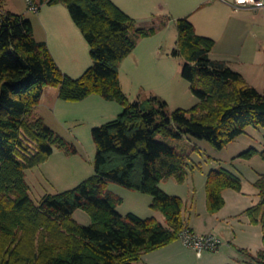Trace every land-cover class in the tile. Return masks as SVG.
Instances as JSON below:
<instances>
[{
    "label": "trees",
    "instance_id": "trees-1",
    "mask_svg": "<svg viewBox=\"0 0 264 264\" xmlns=\"http://www.w3.org/2000/svg\"><path fill=\"white\" fill-rule=\"evenodd\" d=\"M27 1L36 11L45 3L63 4L87 41L93 63L78 77L63 72L46 42L34 36L31 19L5 9L0 0V264H142L143 254L180 239L184 227L192 230L183 217V200L158 185L169 176L185 179L188 154L163 138L191 135L222 148L249 125L264 128V94L226 61L213 59L214 39L181 17L176 19L172 55L183 58L182 76L198 102L170 110L156 94L129 101L120 63L135 48V36L156 27L138 26L113 0ZM48 86L58 87L64 100L96 93L123 109L92 128L94 173L70 189L45 194L36 204L25 170L48 159L55 147L76 152L35 114ZM255 154L264 159V149L254 147L239 156ZM108 182L149 193L150 206L164 215L167 225L155 217L118 212L122 198L106 189ZM254 186L260 201L244 212L251 223L261 225L263 247L256 254L242 251L251 264H264V173ZM241 187L234 172L212 169L205 185L208 212L224 206L225 188ZM77 209L89 215L88 225L73 218Z\"/></svg>",
    "mask_w": 264,
    "mask_h": 264
},
{
    "label": "rangeland",
    "instance_id": "rangeland-1",
    "mask_svg": "<svg viewBox=\"0 0 264 264\" xmlns=\"http://www.w3.org/2000/svg\"><path fill=\"white\" fill-rule=\"evenodd\" d=\"M113 1L134 17L139 26L156 27L154 32L146 36H135L136 41L140 40V42L136 44L135 51L126 57L120 67V81L129 101L156 94L168 102L170 110L178 107L189 108L196 104L198 98L192 93L190 83L182 76L184 60L182 57L172 55V49L176 46L177 28L175 19L168 18L175 17L176 13L193 11L190 19L193 17L197 19L196 21H201L199 22L202 23V27L199 28L202 31L201 34L212 35V29L208 26L212 20V5L203 4L200 8H194L196 3L204 0ZM3 3L5 9L24 13L29 17L36 25L37 37H40L42 30L37 22L39 11L29 9L27 0H3ZM61 6L66 8L64 5ZM169 8L173 9L174 15L171 12L168 13ZM153 14L157 19H154L152 23ZM168 21L170 25L166 27ZM259 36L264 39V32L261 31ZM145 44L146 47H155L153 51H159L156 53L152 51L144 57L141 50L146 49L143 47ZM88 55L90 56L89 47ZM92 63L89 57L84 70ZM244 71L246 81L264 94V64L262 68ZM52 88L48 86L44 89L39 104L34 108L35 114L42 117L57 135L73 144L76 152L66 153L55 147L48 159L25 170L29 195L36 204L45 194L70 189L94 173L96 147L92 138V128L114 119L123 109L119 102L105 99L96 93L80 100H64L53 94ZM163 140L188 154L184 165L186 177L183 181H178L175 177L169 176L162 179L158 185L166 193L177 195L183 200V215H187V219L191 218L201 229L206 227L203 225L204 216L212 214L207 210L205 188L207 174L212 169L220 167L229 169L237 174L242 182L240 192L225 188L226 203L221 208V215L226 216L235 211L232 208V205L237 202L233 198L234 195L240 196L247 206L249 205L247 201L254 198L252 191H256V196H259L254 182L264 173V159L259 154L250 158L239 155L250 147L264 149V128L249 125L241 135L222 148L213 146L206 139L191 135H184L180 139L163 138ZM106 189L122 198L116 207L121 214L133 212L143 218L155 217L162 224L167 225L164 215L150 206L152 196L149 193L114 182H108ZM73 218L83 225L90 223V217L83 209H77ZM234 229L236 234L233 242L223 241L218 249L204 251L202 258L197 257L194 251L195 258L186 264H251L248 261V255L242 250L256 254L263 247L261 225L237 224ZM177 240L182 242L180 239ZM174 242L151 251L153 258L158 263L165 264V258L162 257L173 253L176 244ZM257 247L260 249L255 252ZM171 263L180 264L178 260H173V257Z\"/></svg>",
    "mask_w": 264,
    "mask_h": 264
},
{
    "label": "crops",
    "instance_id": "crops-1",
    "mask_svg": "<svg viewBox=\"0 0 264 264\" xmlns=\"http://www.w3.org/2000/svg\"><path fill=\"white\" fill-rule=\"evenodd\" d=\"M203 4L212 5V20L208 25L209 28L212 29V35H205L214 39V45L210 52V56L213 59L226 61L230 67L240 71L244 77L246 76L244 70L262 68L264 64V39L260 38L259 35L261 31L264 32V7L260 9H249L234 6L233 0H204L196 3L194 8H200ZM61 5L63 4L45 3L38 8L39 13L37 14V22L42 31L40 37H37L36 25L32 21L34 36L37 40L46 42L51 54L63 72L72 77H77L83 72L85 66L89 62V46L80 29L70 17L67 8H63ZM169 12L173 14L174 11L169 8L168 13ZM192 14L193 11L176 13L175 17H169L168 19H175V21L181 17H188L190 19V15ZM151 17H153V20H151L153 23L154 19H157V17L154 14ZM190 20L194 24L196 31L201 34L202 31L199 30V28L202 27V23H199L201 21L198 22L196 21L197 19L193 17ZM169 22L170 21L167 22L166 27L170 25ZM139 42L140 40L136 41V44H139ZM146 46V44L143 46L146 49L141 50L144 57L155 48ZM136 48L137 45L126 57L131 55ZM158 51L159 50H156L152 53ZM126 57L120 63L119 70ZM52 87V89H54L51 90L52 93L58 95V87ZM240 191L241 190H237V192ZM222 195L226 203V189L222 191ZM252 195L254 198H250V200L247 201L249 204L248 206L243 203L240 196L234 195L233 198H235L237 202L232 205V208L235 211L226 216H224V214L221 215V209L215 213L209 214V216L206 214L203 218V225L206 226L204 229H201L199 225L195 224L196 222H193L191 218L187 219V215L185 214L183 215L184 220H186V223L194 232L200 234L212 233L217 236L221 240L220 246L223 241L231 243L235 239L236 231L234 228L236 225H247L251 223L244 210L260 201V196H256V191H252ZM211 215L212 217H210ZM175 242L174 254L170 253L168 256L162 257L165 258L164 263L172 264V257L173 260H178L180 264L192 262L193 258H195L193 255L194 250L189 249L179 240H175ZM258 249H260V247H257L254 251L256 252ZM151 253L150 251L143 254L142 264H163L161 262L158 263ZM196 256L202 258L203 254L201 256L196 254Z\"/></svg>",
    "mask_w": 264,
    "mask_h": 264
},
{
    "label": "built area",
    "instance_id": "built-area-1",
    "mask_svg": "<svg viewBox=\"0 0 264 264\" xmlns=\"http://www.w3.org/2000/svg\"><path fill=\"white\" fill-rule=\"evenodd\" d=\"M233 5L236 7L260 9L264 7V0H233ZM31 10H37V6L30 5ZM180 240L188 247L192 248L198 256H201L204 251L216 250L221 244V240L212 233L197 234L184 227L180 232Z\"/></svg>",
    "mask_w": 264,
    "mask_h": 264
}]
</instances>
